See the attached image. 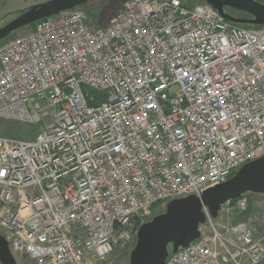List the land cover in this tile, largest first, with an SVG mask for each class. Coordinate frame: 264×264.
Listing matches in <instances>:
<instances>
[{"label": "built area", "instance_id": "2783aa9c", "mask_svg": "<svg viewBox=\"0 0 264 264\" xmlns=\"http://www.w3.org/2000/svg\"><path fill=\"white\" fill-rule=\"evenodd\" d=\"M25 28L0 44V119L40 130L0 137V235L16 261L104 264L157 205L264 157V27L126 0L105 28L79 9ZM248 211L245 196L216 219L204 209L199 238L164 264H264V236L218 222Z\"/></svg>", "mask_w": 264, "mask_h": 264}, {"label": "water", "instance_id": "95a60500", "mask_svg": "<svg viewBox=\"0 0 264 264\" xmlns=\"http://www.w3.org/2000/svg\"><path fill=\"white\" fill-rule=\"evenodd\" d=\"M91 1L94 0H50L32 6L0 29V42L22 28L60 12L81 8ZM202 1L231 24L264 27V7L252 0ZM225 8L250 18H234L224 12ZM247 194L264 195V157L244 165L229 180L206 190L200 198L189 196L167 203L162 214L137 230L129 264H164L169 248L175 253L199 238V227L205 224L204 209L216 219L223 205ZM0 264H17L1 235Z\"/></svg>", "mask_w": 264, "mask_h": 264}, {"label": "rangeland", "instance_id": "374dc122", "mask_svg": "<svg viewBox=\"0 0 264 264\" xmlns=\"http://www.w3.org/2000/svg\"><path fill=\"white\" fill-rule=\"evenodd\" d=\"M47 1L50 0H4L0 2V29L20 16L30 7L45 3ZM125 1L126 0H94L78 9L83 13L88 27L91 29L105 28L108 25L109 20L120 12L121 6ZM177 1L186 6L201 4V0ZM238 15L239 14H234L233 16L237 17ZM25 29L14 32L2 42L9 41L22 35L23 33H26L27 30ZM2 42H0V44ZM83 90L87 91L89 95L95 98L103 99V97H105V94L97 93L87 89ZM39 132L40 130L36 126L8 122L0 119V137L2 138L33 141ZM245 198L250 205L249 212H251L249 214L246 216L233 215L227 219L224 215H221L222 217H220L218 222L235 226L245 225L252 228L256 232L257 236H264V195L247 194L245 195ZM166 205L167 203H160L157 205L156 209L153 211V215H160V213L162 214L165 211ZM149 221H151V219ZM132 249L114 252L104 262V264H129V255ZM16 263L30 264L25 260H18Z\"/></svg>", "mask_w": 264, "mask_h": 264}, {"label": "trees", "instance_id": "16d2710c", "mask_svg": "<svg viewBox=\"0 0 264 264\" xmlns=\"http://www.w3.org/2000/svg\"><path fill=\"white\" fill-rule=\"evenodd\" d=\"M201 4L205 5V3L201 0ZM224 12L227 13L228 15L234 17L233 15L234 14H239L237 17H234V18H238V19H249L250 17L246 14H243V13H240V12H237V11H234V10H231V9H228V8H225L224 9ZM234 13V14H233ZM236 26L238 27H241V28H246V29H259L261 27H254V26H249V25H240V24H235ZM250 206V205H249ZM249 212V211H248ZM161 214V213H160ZM159 214H156V215H153L149 218V220L153 219L155 216H157Z\"/></svg>", "mask_w": 264, "mask_h": 264}, {"label": "crops", "instance_id": "0c3cea01", "mask_svg": "<svg viewBox=\"0 0 264 264\" xmlns=\"http://www.w3.org/2000/svg\"><path fill=\"white\" fill-rule=\"evenodd\" d=\"M24 9V8H23ZM251 212V211H250Z\"/></svg>", "mask_w": 264, "mask_h": 264}]
</instances>
